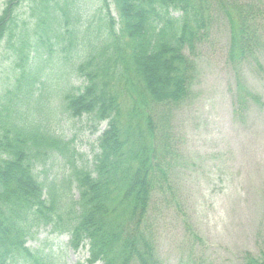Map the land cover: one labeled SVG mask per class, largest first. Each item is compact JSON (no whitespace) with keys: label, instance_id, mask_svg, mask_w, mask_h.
<instances>
[{"label":"trees","instance_id":"trees-1","mask_svg":"<svg viewBox=\"0 0 264 264\" xmlns=\"http://www.w3.org/2000/svg\"><path fill=\"white\" fill-rule=\"evenodd\" d=\"M81 2H0V47L6 43L14 65L0 92V264H59L47 240L28 246L44 231L67 235L68 249L86 246L88 264H161L150 208L168 185L169 148L149 110L188 99L196 65L186 52L216 21L229 25L235 113L263 104L243 67L258 63L264 47V3L97 0L96 15L85 17ZM65 115L100 134L90 160L75 152ZM243 264H264V252L246 253Z\"/></svg>","mask_w":264,"mask_h":264},{"label":"rangeland","instance_id":"rangeland-1","mask_svg":"<svg viewBox=\"0 0 264 264\" xmlns=\"http://www.w3.org/2000/svg\"><path fill=\"white\" fill-rule=\"evenodd\" d=\"M7 1L0 0L2 5ZM81 9L85 17H94L97 0H82ZM111 12L117 18L114 7ZM27 14V2L16 8L19 27ZM216 22L201 44L186 52L196 65L188 99L171 110L152 106L149 110L156 126L164 125L169 148L163 157L168 185L158 188L150 208L161 264H243L246 253L258 258L264 252V47L258 52V63L252 59L243 67L247 86L263 104L250 103L247 112L237 114L236 72L228 63L229 25ZM261 27L264 36V22ZM9 51L3 43L0 92L14 74ZM73 84L80 87L83 81L74 79ZM62 125L65 134L75 136V152L90 160L100 134L91 136L66 115ZM106 127L102 124L100 131ZM63 170L59 168L58 174ZM73 198L78 199L75 191ZM68 238L44 231L39 241L28 246L47 240L60 256L59 264H88L89 249H68Z\"/></svg>","mask_w":264,"mask_h":264}]
</instances>
